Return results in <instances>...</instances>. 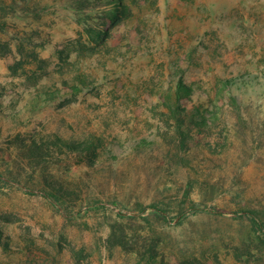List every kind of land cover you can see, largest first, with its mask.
<instances>
[{"label": "rangeland", "instance_id": "obj_1", "mask_svg": "<svg viewBox=\"0 0 264 264\" xmlns=\"http://www.w3.org/2000/svg\"><path fill=\"white\" fill-rule=\"evenodd\" d=\"M0 264H264V0H0Z\"/></svg>", "mask_w": 264, "mask_h": 264}, {"label": "trees", "instance_id": "obj_2", "mask_svg": "<svg viewBox=\"0 0 264 264\" xmlns=\"http://www.w3.org/2000/svg\"><path fill=\"white\" fill-rule=\"evenodd\" d=\"M112 2H115V0H111ZM178 88V86H177ZM71 149H78V147H73V146H68ZM83 147H87V144H84ZM79 149H82L81 146L79 147Z\"/></svg>", "mask_w": 264, "mask_h": 264}]
</instances>
